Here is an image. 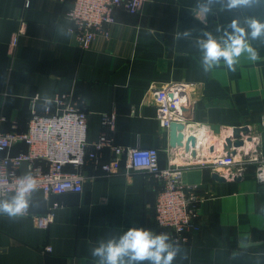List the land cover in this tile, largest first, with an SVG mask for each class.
Instances as JSON below:
<instances>
[{
  "label": "crops",
  "instance_id": "crops-1",
  "mask_svg": "<svg viewBox=\"0 0 264 264\" xmlns=\"http://www.w3.org/2000/svg\"><path fill=\"white\" fill-rule=\"evenodd\" d=\"M196 2L146 0L135 15L117 11L115 23L83 50L69 31V0H30L28 9L25 0H0V133H25L33 111L42 114L57 92L72 93L87 113L88 143L99 139L102 115L115 113V126L106 132L113 143L156 149L164 167L169 132L159 124L152 91L169 83L192 84L195 106L185 133L194 135L200 148L183 182L197 186L203 200L173 264H264V180L259 174L264 170V40L250 41L260 60L242 56L234 73L223 65L205 73L196 45L201 29L220 38L233 20L241 26L246 17L264 21V6L229 11L216 5L215 14L201 23L194 16ZM188 28L191 37L177 38ZM244 126L251 129L252 141L239 150L240 159L249 158L241 165V181L212 180L208 162L223 157V139ZM25 150L17 144L11 152ZM101 155L109 157L107 150ZM20 172L28 173L26 164ZM85 174L96 179L88 177L81 193L47 198L34 191L25 216L0 215V264H98L91 248L99 240L118 238L131 226L155 232L158 184L152 176L102 177L91 166ZM49 211L48 227H36L33 218Z\"/></svg>",
  "mask_w": 264,
  "mask_h": 264
},
{
  "label": "built area",
  "instance_id": "built-area-1",
  "mask_svg": "<svg viewBox=\"0 0 264 264\" xmlns=\"http://www.w3.org/2000/svg\"><path fill=\"white\" fill-rule=\"evenodd\" d=\"M69 2L71 7L66 14L71 24L69 31L75 37L78 47L86 50L97 34L103 33L106 27L115 23L117 11L135 15L146 0ZM29 7L30 0H25L24 8ZM16 39L17 35L11 41L12 47L15 46ZM192 92L193 85L189 83H169L152 91L153 105L163 129L168 130L171 123L186 126L190 123L195 106ZM115 121V113L102 115L99 139L88 143L87 113L80 101L72 93H55L45 104L42 114L35 111L31 113L25 133H0V186H3L0 187V197L13 194L17 178L23 175L20 172L22 164L27 165L28 173L37 180L36 191L42 192L47 198L81 193L83 184L89 177L85 174L87 166H91L93 172H99L102 177L147 173L158 184L153 209L155 233H168L170 243L185 245L189 233L195 227L198 207L203 200L198 194L197 186L183 182L184 170L194 165L191 153L183 151L186 155L182 156L180 149L170 147L166 166L162 167L156 149L116 146L106 133L113 130ZM21 143L26 150L12 154V148ZM103 150L108 151V159H103ZM248 160L249 158H243L236 161L235 157L224 154L223 157L208 162V166L212 173L225 169L227 173L222 176L232 180L244 170L241 165ZM261 172L260 180H264ZM89 178L96 179V175ZM55 207L53 204L50 211ZM50 211L33 218L36 227H48L52 217ZM50 250L49 247L44 248L45 252Z\"/></svg>",
  "mask_w": 264,
  "mask_h": 264
},
{
  "label": "clouds",
  "instance_id": "clouds-1",
  "mask_svg": "<svg viewBox=\"0 0 264 264\" xmlns=\"http://www.w3.org/2000/svg\"><path fill=\"white\" fill-rule=\"evenodd\" d=\"M221 10L254 8L264 6V0H197L195 19L204 23L214 15V8ZM244 25L233 20L227 25L223 36L217 38L212 32L200 30L196 45L201 53V68L205 73L215 68L225 67L230 72L237 70L242 56L249 61L260 60L259 51L250 41L264 40V21L256 17H246ZM193 29H184L177 38L191 37ZM3 187V186H0ZM37 189V180L26 173L17 178L13 194L0 199V215L15 219L25 216L30 207V196ZM170 241V234L155 233L145 227H128L118 238L99 240L91 248V256L98 258V264H173L179 251Z\"/></svg>",
  "mask_w": 264,
  "mask_h": 264
},
{
  "label": "water",
  "instance_id": "water-1",
  "mask_svg": "<svg viewBox=\"0 0 264 264\" xmlns=\"http://www.w3.org/2000/svg\"><path fill=\"white\" fill-rule=\"evenodd\" d=\"M185 131V124L171 123L168 129L169 145L171 148L184 149L186 152H190L192 157L195 158L197 150L200 148L199 144L194 135H187ZM250 135L251 129L247 126L233 128L230 134L223 139V151L225 155L227 157H235L238 155V150L243 148L246 142L252 141ZM242 172L232 180L235 182L241 181ZM211 178L218 183H223L227 180L224 176L216 172L211 174Z\"/></svg>",
  "mask_w": 264,
  "mask_h": 264
},
{
  "label": "trees",
  "instance_id": "trees-1",
  "mask_svg": "<svg viewBox=\"0 0 264 264\" xmlns=\"http://www.w3.org/2000/svg\"><path fill=\"white\" fill-rule=\"evenodd\" d=\"M31 116V115H30ZM30 116H29V118H28V121H29V119H30ZM19 145H22L24 148H25V145L24 144H19ZM21 152V151H20ZM18 153V152H17ZM12 154H16V153H12ZM54 197V196H53ZM151 224H152V227H154L155 228V224H154V222L152 221L151 222Z\"/></svg>",
  "mask_w": 264,
  "mask_h": 264
},
{
  "label": "bare ground",
  "instance_id": "bare-ground-1",
  "mask_svg": "<svg viewBox=\"0 0 264 264\" xmlns=\"http://www.w3.org/2000/svg\"><path fill=\"white\" fill-rule=\"evenodd\" d=\"M250 142H251V141H250ZM247 146L249 147V146H250V144H247ZM240 149H241V148H240ZM240 149H239V150H240ZM239 150H238V154H239V152H240ZM247 152H248V150H247ZM261 173H262V174H264V170H262V172H261Z\"/></svg>",
  "mask_w": 264,
  "mask_h": 264
},
{
  "label": "rangeland",
  "instance_id": "rangeland-1",
  "mask_svg": "<svg viewBox=\"0 0 264 264\" xmlns=\"http://www.w3.org/2000/svg\"><path fill=\"white\" fill-rule=\"evenodd\" d=\"M237 157H238V158H237ZM235 158H236V159H235L236 161L239 160V159H240V154L236 155Z\"/></svg>",
  "mask_w": 264,
  "mask_h": 264
}]
</instances>
